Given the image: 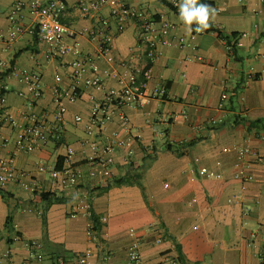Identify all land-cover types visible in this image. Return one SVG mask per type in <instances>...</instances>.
Wrapping results in <instances>:
<instances>
[{
  "label": "crops",
  "instance_id": "1",
  "mask_svg": "<svg viewBox=\"0 0 264 264\" xmlns=\"http://www.w3.org/2000/svg\"><path fill=\"white\" fill-rule=\"evenodd\" d=\"M13 1L0 0V32L8 28L7 13ZM61 1V21L75 30L83 54L94 59L95 44L87 32L98 16L108 15V6L82 16L77 0ZM206 1L218 9L209 20L211 27L224 34L239 33L235 53L227 50L213 29L201 31L192 43L188 40L191 45L177 46L179 36L188 38L198 27L195 22L189 31L180 20V9L169 0H127L151 11L158 27L164 20L173 26L158 45L147 81V92L161 86L165 94L141 106H125L127 128L117 114L108 119L106 135L117 131L123 138L130 137V143L112 153L110 177L105 179L98 167L90 175L92 168L86 161L92 150L84 141L91 107L102 91L79 87L78 98L66 101L60 139L51 140L41 150L14 156L16 169L26 172L22 179L26 186L20 181L0 184V253H10V259L0 264H78L76 255L87 248L92 249L91 264H128L131 230L140 240L141 264H261L264 0ZM20 23L22 34L11 41L0 40V61L39 72L43 95L29 106L27 97L16 92L17 81L0 72L2 82L9 86L0 107L26 123L30 113L54 111V76L59 74L60 85L69 88L72 57L48 59L45 42L34 33L33 16L25 11ZM110 28L115 30L113 21ZM137 42L138 27L130 20L115 35L114 62L96 60L104 89L118 86L117 75L125 71L122 61H137L136 55L142 53ZM76 115L82 119L75 121ZM251 121L257 126L250 125ZM15 135L16 128L1 125V156L13 152ZM2 138L8 139L6 145ZM94 140L101 151L104 136ZM167 143L170 149L165 148ZM66 146L74 149L71 163L84 173L81 182L71 187L58 186L47 172L37 171L40 164L53 166L59 158L66 164ZM244 147L250 152L238 151ZM135 170L140 184L112 185L114 178ZM201 170H212L221 177H206ZM41 192H50L58 200H44ZM91 213L98 218L99 228L89 235ZM31 239L39 242L37 248L25 246Z\"/></svg>",
  "mask_w": 264,
  "mask_h": 264
},
{
  "label": "built area",
  "instance_id": "2",
  "mask_svg": "<svg viewBox=\"0 0 264 264\" xmlns=\"http://www.w3.org/2000/svg\"><path fill=\"white\" fill-rule=\"evenodd\" d=\"M169 1L177 9L182 3V0ZM104 6H108V15L98 16L95 20V26L87 32L90 41L95 44L93 59L83 54L80 50L75 30L61 21L60 12L64 8L61 0L13 1L7 13L9 25L6 31L0 32V40L11 41L24 32V27L21 25L20 20L24 12L28 11L33 16L34 33L36 32L40 40L46 44L45 56L51 59L71 55L72 58L68 62L71 84L69 88H63L60 85L61 76L55 74V84L52 86L53 102L55 104L54 111L51 114L42 113L40 115L30 113L27 116L26 123L18 122L11 113L0 107V127L3 123H7L16 128L13 152L4 156L0 155V184L20 181L22 185L26 186L22 182L26 172L16 169L14 156L18 152L41 150L51 140L60 139L66 124V101L78 98L81 85L102 91L101 97L91 107L84 141L90 145L92 150V154L86 161L87 165L92 168V170L90 169V175L94 176L95 168L98 167L102 177L105 179L110 177L109 166L113 161L112 153L117 148L130 143V137L123 138L117 131H112L106 135L105 129L108 119L113 114H117L122 127L127 128L129 120L123 111L125 106H141L165 94V87L161 86L154 87L147 92V81L150 78L151 67L157 55L158 45L173 28L172 24L164 20L161 23L159 22L160 26L158 27V21L151 11L142 7L132 6L127 3V0H77L76 2V8L82 16L98 12ZM212 8L218 11L217 8ZM130 20L134 21L138 27L137 45L142 50V53L136 55V62L133 60L122 61L120 64L125 67V71L117 75L118 86L104 89V76L100 73L96 60L102 59L108 64L114 62L115 58L111 54V48L115 35L121 32L126 22ZM111 21L115 25V30L110 28ZM199 33L194 30L187 36L188 38L179 36L176 43L177 46L191 45ZM67 39L71 41L68 42ZM188 40H191V43ZM165 42L171 44L170 41ZM236 44H238V39ZM226 48L228 51L230 50L227 44ZM187 59L191 60L192 58L188 57ZM0 72L4 76L12 77L17 81L20 87L16 92L21 96L27 97L29 106L32 105L33 100H37L43 95L42 78L39 72L25 67L6 66L3 61H0ZM8 89V84L2 82L0 75L1 106L5 104V91ZM74 119L75 121H80L82 118L76 115ZM97 135L104 136L101 151L96 140H94ZM7 143L8 139L2 138V144L6 145ZM238 151L240 153H249L250 149L244 147L238 149ZM73 155L74 149L71 146H66L63 158V162L66 164L61 166L40 164L37 167V171L41 173L47 172L58 186H76L83 179L84 173L80 166H75L71 163ZM200 173L206 177L216 179L221 177L219 173L212 170H201ZM31 190H34V188L31 187ZM85 207L89 208V205L87 204ZM92 231L93 223H90L87 227V233L90 235ZM130 236H132V239L126 251L128 264H141L140 240L135 236L133 230L130 231ZM25 246L27 248H37L39 242L31 239L25 242ZM91 254V248H87L77 254V263L91 264ZM4 258L10 259L9 251L0 253V262ZM37 258H40V255H37Z\"/></svg>",
  "mask_w": 264,
  "mask_h": 264
},
{
  "label": "trees",
  "instance_id": "3",
  "mask_svg": "<svg viewBox=\"0 0 264 264\" xmlns=\"http://www.w3.org/2000/svg\"><path fill=\"white\" fill-rule=\"evenodd\" d=\"M202 4H207V5H210L211 3L209 1H206V0H201ZM207 29H213L214 31H216L217 35L223 39L225 41V43L230 47V52L235 53L236 51V40L238 38V35L239 33L238 32H230L229 34H224L222 31L216 29V28H213V27H208ZM236 89L234 88V91ZM259 122V121H258ZM257 126L258 123L254 122V121H251L250 122V125H255ZM166 149H170L171 148V144L167 143L166 146H165ZM176 151V150H174ZM178 153V152H177ZM147 158V157H145ZM57 166H61L62 165V160L59 158L58 161H57ZM140 184L139 183V174L136 172H133L132 174H128L126 176H123V177H118V178H114L112 180V185H121V184ZM0 192H1V188H0ZM53 194L50 193V192H41L40 193V197L42 199H50L51 201L52 200H58V198H55L54 196H52ZM51 196L53 199H51ZM91 219L93 221V229H98L99 228V221H98V218L95 216V214L91 213ZM260 259H261V264H264V248L263 250L261 251V254H260Z\"/></svg>",
  "mask_w": 264,
  "mask_h": 264
},
{
  "label": "clouds",
  "instance_id": "4",
  "mask_svg": "<svg viewBox=\"0 0 264 264\" xmlns=\"http://www.w3.org/2000/svg\"><path fill=\"white\" fill-rule=\"evenodd\" d=\"M179 9L180 20L189 26V31H191L190 26L195 22L198 25L195 29L197 32L210 27L209 20L215 17L216 12L214 8L207 4H198V0H182Z\"/></svg>",
  "mask_w": 264,
  "mask_h": 264
}]
</instances>
